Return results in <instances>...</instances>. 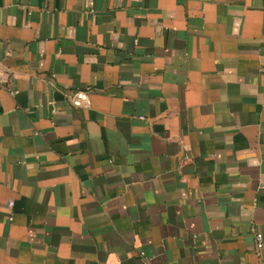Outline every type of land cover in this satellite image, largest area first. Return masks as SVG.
I'll use <instances>...</instances> for the list:
<instances>
[{"label":"crops","instance_id":"1","mask_svg":"<svg viewBox=\"0 0 264 264\" xmlns=\"http://www.w3.org/2000/svg\"><path fill=\"white\" fill-rule=\"evenodd\" d=\"M0 264H264V0H0Z\"/></svg>","mask_w":264,"mask_h":264},{"label":"built area","instance_id":"2","mask_svg":"<svg viewBox=\"0 0 264 264\" xmlns=\"http://www.w3.org/2000/svg\"><path fill=\"white\" fill-rule=\"evenodd\" d=\"M49 103L51 105V112L54 113L56 111L54 102L50 101ZM9 205H11V203H9ZM254 241H255L256 249L260 250L263 247V235L261 232L254 233Z\"/></svg>","mask_w":264,"mask_h":264}]
</instances>
